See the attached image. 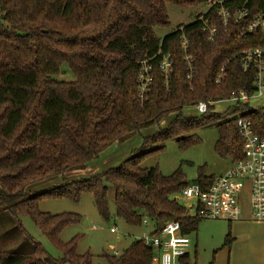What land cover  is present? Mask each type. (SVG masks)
I'll return each instance as SVG.
<instances>
[{
  "label": "trees",
  "instance_id": "1",
  "mask_svg": "<svg viewBox=\"0 0 264 264\" xmlns=\"http://www.w3.org/2000/svg\"><path fill=\"white\" fill-rule=\"evenodd\" d=\"M208 1L0 0V212L8 213L16 231L31 241L22 225V217H29L62 254L55 260L40 243L31 241L33 246L25 252L0 251V264H95L90 252L78 254L79 236L68 243L61 240L65 229L81 223V216L42 212L39 204L79 202L88 193L99 215L109 221V185L115 191L116 217L127 226L142 227L147 218L155 229L177 221L183 236L197 232L201 220L192 218L179 202L192 184L181 169L164 176L158 168H144L145 158L162 151L170 140L183 150L197 145L195 131L215 126L217 154L232 163L241 161L245 154L236 122L239 115L251 119L264 135L262 108L237 104L224 114L213 112L214 103L232 100L240 92L255 93V72H243L234 55L264 45L261 35L239 37L251 19L264 13V0H215L232 13L246 5L250 17L225 27L217 18L220 7L211 9L206 17L213 16L218 27L213 43L198 21L181 26L197 69L192 80L187 79L179 46L180 27L163 39L154 32L169 26L168 4L191 8ZM160 52L173 58L168 86ZM152 59L153 84L140 99V65ZM225 64V77L217 83ZM64 67L73 73V82L56 80ZM201 102L209 104L206 113L199 118L183 115L185 107ZM171 115L175 118L165 130L145 139L143 148L153 149L133 154L119 167L81 181L64 178L38 194L27 191L34 183L86 169L112 145ZM214 180L200 174L193 184L206 190ZM232 243L229 231L224 247L230 249ZM153 255L142 240H135L121 255L104 258L107 264H151ZM179 261L197 264L190 254Z\"/></svg>",
  "mask_w": 264,
  "mask_h": 264
},
{
  "label": "rangeland",
  "instance_id": "2",
  "mask_svg": "<svg viewBox=\"0 0 264 264\" xmlns=\"http://www.w3.org/2000/svg\"><path fill=\"white\" fill-rule=\"evenodd\" d=\"M167 9L169 26L154 29L156 36L160 39L174 33L181 26L195 22L199 16L208 11L209 7L207 4H203L198 7L180 8L168 4ZM55 78L64 82L74 81V75L68 67H64L62 73ZM236 106L237 104L232 100L217 102L214 103L213 112L221 115ZM251 107L264 109V99L259 100L258 105H251ZM183 115L188 118H199L201 116L196 106L185 107ZM174 118L175 115H171L158 125L136 133L125 142L112 145L97 159L90 162L84 170H75L68 172L64 177L56 176L34 183L27 187V191L31 194H38L53 186L60 185L64 178L65 180L81 181L115 169L133 154H141L153 149V147L143 148L145 139L156 135L161 130H165ZM194 135L200 140L197 145L183 150L176 140H170L166 142L162 151L147 156L142 166L147 169L158 168L164 176H170L178 169H181L190 184H193L200 174L215 178L226 174L233 164L230 159L221 158L215 150L219 136L217 128L215 126L201 128L196 130ZM114 195L115 191L109 185V221L104 220L99 215L94 198L88 193L83 194L79 202L71 200H43L39 204V209L42 212L51 214L72 213L81 216V223L78 226L69 227L62 232V242L68 243L79 236L78 254L84 255L90 252L94 257L95 264H107L104 258L105 255H121L135 240H142L145 236L154 232L152 226L133 228L118 219L116 217ZM179 202L187 210L195 204L194 202H188L184 198H179ZM243 202L242 206H245L246 197L244 198V196L241 203ZM22 225L31 241L40 243L53 259L60 260L62 258V254L41 233L29 217H22ZM230 226V222L225 220H201L197 232L189 235L191 240L189 248L191 262H197V264H230L231 254L229 248L224 247L229 231L234 237ZM16 229V225L9 214L0 212V251L25 252L33 246L32 242L26 240L25 236L16 231ZM112 229L114 233L111 232ZM246 244V241H241L237 246V252H241ZM240 259H242V254H239V261ZM174 264L182 263L177 260Z\"/></svg>",
  "mask_w": 264,
  "mask_h": 264
},
{
  "label": "built area",
  "instance_id": "3",
  "mask_svg": "<svg viewBox=\"0 0 264 264\" xmlns=\"http://www.w3.org/2000/svg\"><path fill=\"white\" fill-rule=\"evenodd\" d=\"M208 11L199 16L202 32L206 35L207 41L213 43L218 36V27L213 21V16H208V12L219 6L217 18L220 23L227 27L232 21L244 23L250 17L249 9L246 5L235 10L234 13L225 8L223 2L209 0ZM181 33L179 46L184 56L187 69V79L192 80L197 69L195 62L190 55V41L184 33V27L179 28ZM261 35L264 36V13L256 15L243 28L239 37L247 38ZM160 62V69L165 76L166 86L169 85L173 67L171 54H163ZM240 62L243 72H255L254 88L255 93L250 96L246 92H240L232 101L241 105H258L259 100L264 99V45L247 48L234 55ZM154 59L142 62L139 74V97L144 98L150 86L153 84V62ZM229 63V62H227ZM225 64L217 76V83H221L225 77ZM200 114L207 112L209 104L201 102L197 106ZM251 109H258L252 108ZM236 122L240 137L243 141L245 158L232 163V168L224 175L215 178L213 184L203 190L198 184H192L183 190L179 198H184L188 202H194L189 209V215L199 220H225L230 223L238 222L242 219L243 206L241 203L243 196L251 208L252 219L256 222H264V135L255 130L253 122L242 115L236 116ZM264 132V130H263ZM143 227L152 226L147 218L142 222ZM114 233V230H111ZM157 232V234H155ZM142 241L153 250L151 264H174L177 260L189 254L191 240L189 236L182 235V227L177 221H170L160 229H155L150 235L145 236Z\"/></svg>",
  "mask_w": 264,
  "mask_h": 264
},
{
  "label": "crops",
  "instance_id": "4",
  "mask_svg": "<svg viewBox=\"0 0 264 264\" xmlns=\"http://www.w3.org/2000/svg\"><path fill=\"white\" fill-rule=\"evenodd\" d=\"M230 224L234 236L229 249L230 264H264V222H256L252 219L251 208L247 201L243 206L242 219ZM241 241H246L247 244L241 252H237V246ZM239 254H242L240 261Z\"/></svg>",
  "mask_w": 264,
  "mask_h": 264
}]
</instances>
